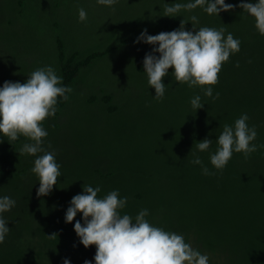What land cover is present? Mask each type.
<instances>
[{
	"label": "trees",
	"instance_id": "16d2710c",
	"mask_svg": "<svg viewBox=\"0 0 264 264\" xmlns=\"http://www.w3.org/2000/svg\"><path fill=\"white\" fill-rule=\"evenodd\" d=\"M187 2L117 0L105 6L97 0H0V87L5 81L26 82L37 68L51 66L62 86L72 88L43 122L48 132L43 147L55 152L61 165L48 195L37 196L39 177L31 171L36 156L20 152L31 141L21 135L10 143L0 133V197L16 201L0 214L10 228L0 244V264H64L66 258L71 264H95L96 246L86 248L75 220L65 219L84 183L101 188L98 198L118 190L120 198H128L122 214L135 217L147 209L151 224L182 234L209 256V264H264V148L247 158L234 152L222 170L210 162L223 126L234 125L244 113L258 133L253 143L264 145V35L239 7L241 0H225L236 7L219 15L197 7L163 16L165 4ZM80 8L87 13L84 22ZM192 15L199 20L196 31L223 27L225 38L230 32L241 41L240 51L211 86L218 99L179 83L169 69L164 97L157 101L143 69L148 50H130L158 47L136 43L144 29L149 35L173 31ZM185 27L192 31V22ZM126 51L129 84L100 74ZM196 95L204 104L197 110L190 103ZM205 138L212 145L200 152L195 144ZM194 156L214 174L204 175L202 165L191 163ZM76 220L83 223L82 213Z\"/></svg>",
	"mask_w": 264,
	"mask_h": 264
},
{
	"label": "clouds",
	"instance_id": "9594fccd",
	"mask_svg": "<svg viewBox=\"0 0 264 264\" xmlns=\"http://www.w3.org/2000/svg\"><path fill=\"white\" fill-rule=\"evenodd\" d=\"M101 5L112 6L117 0H97ZM197 7L209 14L219 15L222 11L234 10L236 5L225 0H189L187 3H175L163 6V16L176 17L182 10L191 11ZM255 18V27L264 35V0L244 2L239 5ZM79 20L86 21L87 13L83 8L78 10ZM192 22L193 30H186L188 21ZM198 17L192 15L188 20L183 19L180 27L173 31H162L149 35L147 29L137 37L136 43L143 41L154 47L144 57V70L148 84L155 89L154 99L160 101L165 94L163 78L173 69L175 80L189 87H200L204 95L218 99L217 92L213 97V88L219 82V72L230 56L240 51L241 41L234 38L226 29L200 27ZM153 53H159L154 55ZM239 64H237V67ZM207 86V87H206ZM71 87L62 86V77L58 76L51 66L39 67L30 75L26 82L5 81L0 87V133L11 142L21 135L29 143H24L20 152L36 156L34 167L31 169L39 177L37 196L48 195L61 177V165L56 161L55 152L43 147V138L48 132L43 122L56 113L58 97L68 100L66 93ZM193 109L204 106L199 95L190 100ZM249 116L244 113L235 120L234 125L225 124L218 135L217 149L210 155L211 164L222 170L232 158L233 153H244L247 158L264 145L253 141L257 138L255 126L249 127ZM213 140L205 138L195 144V148L204 152L209 150ZM43 153L42 155H37ZM193 164L202 165L204 175H213L199 156H194ZM100 187L83 185V192L72 197L66 211V222L75 220L74 230L86 247L96 246L95 264H209V256L202 254L185 241L182 234L166 231L154 226L146 217L147 209L139 211L135 217L122 214L121 210L127 205V197L120 198L118 190L108 192L103 198H98ZM16 201L9 196L0 197V214L10 211ZM82 213L83 223L76 220L77 214ZM6 219L0 215V244L5 241L10 228ZM56 233L48 235L50 239ZM64 264H71L69 259ZM84 264H92L85 260Z\"/></svg>",
	"mask_w": 264,
	"mask_h": 264
},
{
	"label": "rangeland",
	"instance_id": "374dc122",
	"mask_svg": "<svg viewBox=\"0 0 264 264\" xmlns=\"http://www.w3.org/2000/svg\"><path fill=\"white\" fill-rule=\"evenodd\" d=\"M154 47H157V46H146V45H141V46H138V47H134V48H131V52H135L137 50V48H139L138 51L140 50H145L147 52H152V49ZM128 51L124 52L123 54L119 55L116 59L113 58L110 61H108L105 65V70H101L100 74H102L104 77H106L107 75H109V77H116L117 78V82H121L122 84H129L130 83V79L129 77L127 76V74H132L130 68L128 67L130 65V63L127 61L126 63V59L128 58L129 54H130ZM154 55H159V53H153ZM127 58H126V57ZM119 76H123L120 77ZM135 89H133V95L136 93V87H134ZM132 90V89H131ZM134 99V98H133ZM138 100L140 101L141 100V97L138 98Z\"/></svg>",
	"mask_w": 264,
	"mask_h": 264
}]
</instances>
